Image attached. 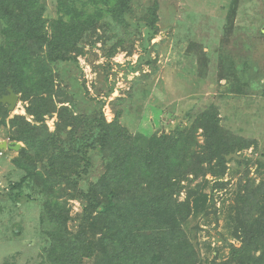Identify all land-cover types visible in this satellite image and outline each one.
I'll return each mask as SVG.
<instances>
[{
  "label": "rangeland",
  "instance_id": "rangeland-1",
  "mask_svg": "<svg viewBox=\"0 0 264 264\" xmlns=\"http://www.w3.org/2000/svg\"><path fill=\"white\" fill-rule=\"evenodd\" d=\"M109 3L114 14L105 13L107 5L101 2L100 10L96 4L87 9L88 15L70 17L58 14L56 0H39L33 32L46 35L45 45L38 46L36 39L22 44L16 36L11 41L17 47L27 45L31 73L40 72L42 64L47 70L42 83L31 82L28 70L21 74L26 80L15 88L19 95L15 110L0 103V145L25 146L15 139V124L22 118L44 124L66 142L74 128L75 138L68 145L61 143L73 155L88 135V125L102 115L114 129L132 135L189 133L194 171L186 174L183 190L175 197L178 203H187L190 190L194 195L187 203L182 229L199 254L197 264H224L231 248L242 244L237 197L248 194L251 205L246 216L253 219L258 215L253 205L264 196V0H239L236 7L234 0ZM153 7L158 19L149 24ZM49 52L63 60H53ZM13 69L2 67L0 57V78L11 76ZM8 93L0 85V100ZM42 103L50 109L38 113L41 118L28 112L29 106L43 112ZM210 107L219 114L221 131L217 136L216 129L215 143L208 150L211 133L200 126L198 117ZM247 141L250 144L238 151L242 160L217 163L228 149ZM0 150L4 152L0 155V264H41L48 244L40 221L45 202L62 203L70 232L78 233L85 206L81 191L106 172L108 160L100 149L89 151L87 161L70 159L74 162L59 169L57 179L63 180L48 196L35 178L37 172L45 173L44 162L50 155L33 170L17 166L19 151ZM29 173L33 176L28 180ZM67 178L70 184L65 183ZM98 234H89L91 240L97 241ZM96 261L86 258L84 264Z\"/></svg>",
  "mask_w": 264,
  "mask_h": 264
},
{
  "label": "trees",
  "instance_id": "trees-1",
  "mask_svg": "<svg viewBox=\"0 0 264 264\" xmlns=\"http://www.w3.org/2000/svg\"><path fill=\"white\" fill-rule=\"evenodd\" d=\"M8 1L13 9H8ZM38 2L39 0H0V34L5 42L0 45L2 67L10 65L12 69L14 66L11 76L0 78V85L7 90L11 86L15 91V88L24 83L26 78L21 74L25 70L30 73L31 82L36 83H42L43 71L47 70V65L42 64L40 72L37 70L31 73L32 66L27 62V45L17 47L11 41V38L16 36L22 44L26 40L36 39L38 46L45 45L48 40L46 35L33 32ZM56 2L60 15L82 17L88 15L87 9H91L93 5L98 4L97 9L100 10L101 2L107 5L105 13L114 14L113 5L109 0ZM238 4L239 0H234L233 6ZM29 12L33 17H29ZM149 15V24H155L158 19L157 8H150ZM116 17L117 15H114L115 19ZM119 22H124L122 15ZM24 26L25 28H22ZM48 46L49 51L53 52L54 46L51 43ZM50 54L53 60H63L60 54ZM42 107L43 112L35 110L32 106L27 110L36 118H41L39 114L47 113L50 109L45 103H42ZM60 117L65 118L63 114ZM198 119L200 126L208 134L211 133L209 138L212 141L219 127L216 108L205 110ZM70 123L71 120L68 124ZM92 124L91 121L87 127L88 135L78 144L77 155L63 149V144L68 145L71 139L75 138L74 128L68 132L70 136L66 142L57 133H50L44 124L33 125L25 118L15 124V139L25 143L19 150L20 157L15 159L19 168L37 170L38 162L42 163L46 155H50L47 162H44L45 173L37 172L38 176L35 178L37 186L48 196L53 195L56 182L63 180L57 179L60 176V168L68 167L80 159L87 161L86 155L93 149H100L108 160L106 172L86 190L81 191L85 206L78 233L70 232L68 212L62 203L54 199L45 202L40 221L44 226L42 235L46 237L48 244L45 257L40 263L84 264V259L95 257L97 261L94 264H197L199 254L182 229V218L189 208L190 204L187 203H190L194 192L190 190L187 203H178L175 197L183 190L181 183L186 174L194 171L190 170L194 169L189 157L190 134L182 131L173 137L166 134L150 137L132 135L114 129V125L107 123L103 115L95 119L94 128ZM219 131L220 127L217 136ZM214 143L215 141L211 142L208 150ZM248 144L249 141L237 148L231 147L227 152H238ZM81 154L82 156H78ZM228 154L218 157L217 163L224 165ZM32 176L31 173L28 180ZM64 181L70 184L69 178ZM74 186H77L76 182ZM262 193L264 194V187ZM257 195L258 191L255 196ZM204 199L207 200V197ZM261 199L253 205L258 215L249 219L246 216L250 203L248 194L237 197L235 207L239 217L236 218V224L238 223L237 233H240L238 237L242 244L231 248L230 257L224 264H264V196ZM92 233L94 236L99 233L97 241L91 240L89 234Z\"/></svg>",
  "mask_w": 264,
  "mask_h": 264
},
{
  "label": "water",
  "instance_id": "water-1",
  "mask_svg": "<svg viewBox=\"0 0 264 264\" xmlns=\"http://www.w3.org/2000/svg\"><path fill=\"white\" fill-rule=\"evenodd\" d=\"M8 95H4L0 102L2 104H9V109L11 111L15 110L17 103L19 101V95L13 90V88L10 86L8 87ZM50 116H52V113H50ZM1 149H8V148H12L16 151H19L21 148V144L18 142H15L14 144H8L7 142H3V144L0 145ZM231 158H235L237 160H241L242 156H240L238 154L237 151L230 153L226 156L227 160H230Z\"/></svg>",
  "mask_w": 264,
  "mask_h": 264
},
{
  "label": "built area",
  "instance_id": "built-area-1",
  "mask_svg": "<svg viewBox=\"0 0 264 264\" xmlns=\"http://www.w3.org/2000/svg\"><path fill=\"white\" fill-rule=\"evenodd\" d=\"M3 153H4V152H3L2 150H0V155H3Z\"/></svg>",
  "mask_w": 264,
  "mask_h": 264
},
{
  "label": "crops",
  "instance_id": "crops-1",
  "mask_svg": "<svg viewBox=\"0 0 264 264\" xmlns=\"http://www.w3.org/2000/svg\"><path fill=\"white\" fill-rule=\"evenodd\" d=\"M1 149V148H0Z\"/></svg>",
  "mask_w": 264,
  "mask_h": 264
}]
</instances>
